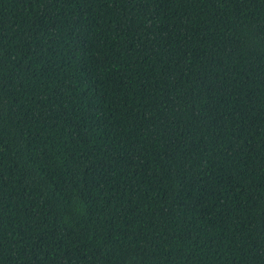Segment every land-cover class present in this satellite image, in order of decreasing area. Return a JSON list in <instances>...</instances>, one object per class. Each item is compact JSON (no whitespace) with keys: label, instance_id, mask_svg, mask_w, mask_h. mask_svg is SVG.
Segmentation results:
<instances>
[{"label":"trees","instance_id":"16d2710c","mask_svg":"<svg viewBox=\"0 0 264 264\" xmlns=\"http://www.w3.org/2000/svg\"><path fill=\"white\" fill-rule=\"evenodd\" d=\"M0 264H264V0H0Z\"/></svg>","mask_w":264,"mask_h":264}]
</instances>
